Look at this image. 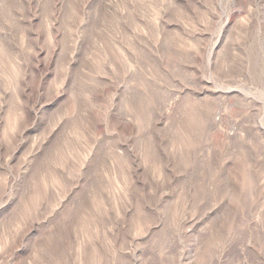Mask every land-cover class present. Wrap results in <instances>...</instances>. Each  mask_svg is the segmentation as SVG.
<instances>
[{
    "label": "rangeland",
    "instance_id": "1",
    "mask_svg": "<svg viewBox=\"0 0 264 264\" xmlns=\"http://www.w3.org/2000/svg\"><path fill=\"white\" fill-rule=\"evenodd\" d=\"M0 264H264V0H0Z\"/></svg>",
    "mask_w": 264,
    "mask_h": 264
}]
</instances>
